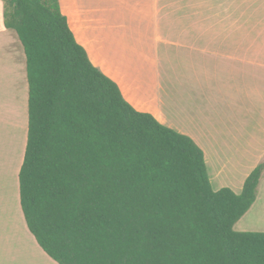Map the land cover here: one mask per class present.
I'll use <instances>...</instances> for the list:
<instances>
[{"label":"trees","instance_id":"obj_1","mask_svg":"<svg viewBox=\"0 0 264 264\" xmlns=\"http://www.w3.org/2000/svg\"><path fill=\"white\" fill-rule=\"evenodd\" d=\"M25 57L18 173L29 233L57 264H264V233L233 228L256 201L214 191L187 136L133 109L77 44L59 0H0Z\"/></svg>","mask_w":264,"mask_h":264},{"label":"crops","instance_id":"obj_2","mask_svg":"<svg viewBox=\"0 0 264 264\" xmlns=\"http://www.w3.org/2000/svg\"><path fill=\"white\" fill-rule=\"evenodd\" d=\"M66 1L59 0L61 12L92 65L133 109L201 149L214 191L240 194L264 163V0ZM2 12L0 3V62L18 82L14 87H25L27 101L23 49L4 28ZM261 202L264 173L252 207ZM6 203L0 226L16 232Z\"/></svg>","mask_w":264,"mask_h":264},{"label":"rangeland","instance_id":"obj_3","mask_svg":"<svg viewBox=\"0 0 264 264\" xmlns=\"http://www.w3.org/2000/svg\"><path fill=\"white\" fill-rule=\"evenodd\" d=\"M1 46L0 48H3ZM6 65L0 62V105L5 104V106H0V208H3V204L7 201L11 202L7 214H16L18 220L16 232L24 234V237L0 226V262L2 264H33L34 262L37 264H57L51 258L48 261L36 249L31 240L32 235L29 233L20 211L17 176L22 164V155L27 138V105L25 107L27 92L25 93V87L20 90L14 87L13 84L18 85V82L12 84L14 75L6 68ZM3 107H6V109H2ZM9 107L11 108L8 109ZM15 112H21L19 114L24 123L19 119H14L17 118L14 115L18 114H14ZM0 224H3V222H0ZM8 227L6 226V228ZM233 230L237 233H264V203L261 202L256 208L252 207L237 222ZM11 236L12 238H10ZM4 237L6 240H4ZM27 237L29 238L27 239ZM9 239L11 240L8 242ZM9 255H11V258ZM22 259H26V261L24 262ZM45 259L48 263L44 262ZM29 260H31V263H29Z\"/></svg>","mask_w":264,"mask_h":264},{"label":"bare ground","instance_id":"obj_4","mask_svg":"<svg viewBox=\"0 0 264 264\" xmlns=\"http://www.w3.org/2000/svg\"><path fill=\"white\" fill-rule=\"evenodd\" d=\"M65 1H66V0H65ZM66 2H67V1H66ZM15 45H16V44H15ZM6 48H7V47H6ZM19 53H20V52H19ZM17 54H18V53H17ZM17 58H18V57H17ZM12 61H13V60H12ZM15 64H17L16 61H15ZM12 68H13V67H12ZM15 70H17V69H15ZM10 71H11V70H10ZM13 74H14V73H13ZM17 76H20V75L17 74ZM12 77H13V76H12ZM22 77H23V76H22ZM13 78H14V77H13ZM18 78H21V77H18ZM19 80H20V79H19ZM20 81H22V80H20ZM21 84H22V82H21ZM2 87H3V86H2ZM3 89H4V87H3ZM1 98H2V97H1ZM7 99H10V98H7ZM12 99H13V98H12ZM1 100H2V99H1ZM23 104H24V103H23ZM10 105H11V104H10ZM0 106H1V107H2V106H5V104L0 105ZM7 106H8V105H7ZM10 108H11V107H9L8 109H10ZM2 109H6V107H5V108L3 107ZM0 110H1V109H0ZM15 111H16V110H15ZM16 113H18V112H15L14 114H16ZM19 113H21V112H19ZM19 113H18V114H19ZM18 114H17V115H14V116H17V118H14V119H19V120H21V121L23 122L24 120L22 119V117H20V114H19V115H18ZM21 116H22V115H21ZM19 120H18V121H19ZM23 123H24V122H23ZM21 126H23V125H21ZM8 203H9V202H8ZM6 204H7V203H6ZM4 219H5V218H4ZM5 224H6V223H4V225H5ZM20 231H23V230H20ZM14 232H15V231H13V233H14ZM16 233H17V232H16ZM17 234L22 235L20 232L17 233ZM26 235H27V234H26ZM12 236H14V235H12ZM12 236H11L10 238H12ZM22 237H24V234L22 235ZM25 238H26V236H25ZM28 238H29V237H27V239H28ZM14 239H15V237H14ZM4 240H6L5 237H4ZM10 240H11V239H9L8 242H9ZM9 256H10V258H11V255H9ZM40 257H41V256H40ZM10 258H9V259H10ZM42 258H43V257H42ZM43 259H44V258H43ZM41 262H43V261H41ZM44 262H46V259H45ZM46 263H48V262H46ZM42 264H44V263H42Z\"/></svg>","mask_w":264,"mask_h":264}]
</instances>
